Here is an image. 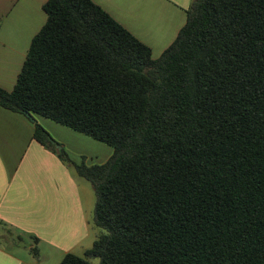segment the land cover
I'll return each mask as SVG.
<instances>
[{
    "label": "trees",
    "instance_id": "trees-1",
    "mask_svg": "<svg viewBox=\"0 0 264 264\" xmlns=\"http://www.w3.org/2000/svg\"><path fill=\"white\" fill-rule=\"evenodd\" d=\"M43 10L0 106L112 149L76 163L34 125L95 192L100 233L58 264H264V0H191L157 58L92 0Z\"/></svg>",
    "mask_w": 264,
    "mask_h": 264
},
{
    "label": "crops",
    "instance_id": "crops-1",
    "mask_svg": "<svg viewBox=\"0 0 264 264\" xmlns=\"http://www.w3.org/2000/svg\"><path fill=\"white\" fill-rule=\"evenodd\" d=\"M45 1L0 0V87L6 90L13 88L30 41L46 21ZM92 1L148 45L153 58L175 39L191 3ZM35 123L46 129L76 163L100 164L112 153V149H105L102 162L87 163L94 139L40 115L30 117L0 106V264H28L26 251L33 246L39 258L61 260L66 253H75L89 232L79 176L33 138ZM24 237L26 244L21 243Z\"/></svg>",
    "mask_w": 264,
    "mask_h": 264
},
{
    "label": "rangeland",
    "instance_id": "rangeland-1",
    "mask_svg": "<svg viewBox=\"0 0 264 264\" xmlns=\"http://www.w3.org/2000/svg\"><path fill=\"white\" fill-rule=\"evenodd\" d=\"M92 140V139H90ZM93 142V149L92 148H88V153L87 154V158H86V162L87 163H99L102 162L105 159V149H107L108 151L111 152V148L101 142L98 141H92ZM60 146V145H58ZM79 192L82 198V202H83V210H84V214L87 217L88 221H89V225H88V236L87 238L84 240V242L82 243V245L80 247H78L77 249H75V253L77 255L82 256L83 250L85 248H89L92 245V242L94 239H96V237L98 236V234L100 233V228H98L94 223H93V209H94V204H95V192L91 186V184L85 180L82 177H79ZM21 243H28V239L27 238H23ZM46 247H44L45 249ZM39 254V252H38ZM26 261L28 264H58L60 260L56 259L53 260L52 258H48L46 256H39L35 257L33 255V253H31V251H26V257H25ZM94 263L98 262V259H93L92 260Z\"/></svg>",
    "mask_w": 264,
    "mask_h": 264
},
{
    "label": "water",
    "instance_id": "water-1",
    "mask_svg": "<svg viewBox=\"0 0 264 264\" xmlns=\"http://www.w3.org/2000/svg\"><path fill=\"white\" fill-rule=\"evenodd\" d=\"M57 148H60V146L56 145Z\"/></svg>",
    "mask_w": 264,
    "mask_h": 264
}]
</instances>
